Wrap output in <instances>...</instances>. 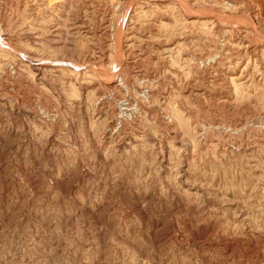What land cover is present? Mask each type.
Wrapping results in <instances>:
<instances>
[{"label": "rangeland", "instance_id": "374dc122", "mask_svg": "<svg viewBox=\"0 0 264 264\" xmlns=\"http://www.w3.org/2000/svg\"><path fill=\"white\" fill-rule=\"evenodd\" d=\"M0 264H264V0H0Z\"/></svg>", "mask_w": 264, "mask_h": 264}]
</instances>
